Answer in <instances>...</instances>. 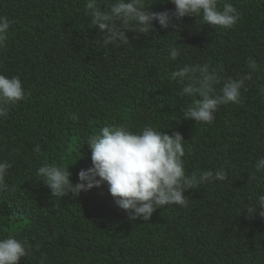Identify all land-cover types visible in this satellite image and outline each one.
Wrapping results in <instances>:
<instances>
[{
  "label": "trees",
  "instance_id": "obj_1",
  "mask_svg": "<svg viewBox=\"0 0 264 264\" xmlns=\"http://www.w3.org/2000/svg\"><path fill=\"white\" fill-rule=\"evenodd\" d=\"M87 3L0 0V18L16 21L0 47V75L19 77L26 97L0 117V164L11 165L6 183L14 189L0 194V241L33 245L21 264H42L45 256L43 264H264V219L249 220L246 212L264 196V172L255 171L264 159V0H220L221 10L231 4L241 17L226 33L186 17L173 22L178 33L157 21L158 34L128 33L129 45L107 48ZM145 3L153 12L175 11L167 0ZM205 64L222 81L217 93L228 80L253 77L241 105L220 106L211 125L184 120L192 100L180 99L183 85L173 79L186 66ZM104 127L178 132L188 176L223 170L227 180L186 192L187 208L166 206L150 222L129 221L107 184L78 198H53L39 168L59 166L80 183V172L92 167L87 139Z\"/></svg>",
  "mask_w": 264,
  "mask_h": 264
},
{
  "label": "clouds",
  "instance_id": "obj_2",
  "mask_svg": "<svg viewBox=\"0 0 264 264\" xmlns=\"http://www.w3.org/2000/svg\"><path fill=\"white\" fill-rule=\"evenodd\" d=\"M175 6L174 12H153L146 10L145 0H88L86 11L92 17V25L99 28L103 46L125 47L131 43L128 33L148 36L156 33L155 22L164 30L172 28L180 31L178 23L187 18L202 20L205 26L214 30L230 31L240 20V14L231 4H225L221 10L220 0H167ZM16 21L7 17L0 18V47H6L8 32ZM139 39V36L136 37ZM171 60L179 58V51L173 47ZM251 72L258 69L257 62L249 59ZM219 71H223L220 66ZM247 75L239 80H228L217 93L216 85L222 83L217 70L204 66H186L173 74V79L183 85L178 93L181 100L191 98L192 103L184 109V120L196 124L211 125L215 113L222 105H241V90L246 81L252 80ZM264 95V89H261ZM200 99H197V98ZM25 92L19 77L12 79L0 75V117L7 118L10 109L25 100ZM78 120V116H72ZM91 150L92 167L79 174L80 183L73 185L69 170L59 166L45 165L39 168L38 177L53 198L63 199L71 195L78 198L81 193L100 189L108 185L111 196L117 206L128 214L129 221L150 222L159 209L174 205L187 208L189 199L186 192L201 185L226 181L227 172L211 171L201 175L188 176L184 169V138L181 134L173 135L158 132L152 127H145L142 134H134L121 127H104L100 135L87 139ZM36 155L42 154L40 147H35ZM11 165L0 164V194L14 191L6 183ZM257 173L264 172V159L256 164ZM252 179H255L253 176ZM249 220L256 215L264 219V196L258 198V206L246 210ZM42 245H36L39 252ZM33 252V245L27 240L9 237L0 241V264H21V261ZM47 257H43L46 260Z\"/></svg>",
  "mask_w": 264,
  "mask_h": 264
}]
</instances>
